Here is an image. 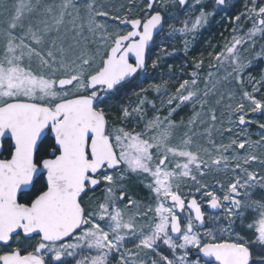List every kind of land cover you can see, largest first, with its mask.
I'll use <instances>...</instances> for the list:
<instances>
[{"label":"snow or ice","instance_id":"obj_1","mask_svg":"<svg viewBox=\"0 0 264 264\" xmlns=\"http://www.w3.org/2000/svg\"><path fill=\"white\" fill-rule=\"evenodd\" d=\"M232 7L0 0V264H264V0Z\"/></svg>","mask_w":264,"mask_h":264},{"label":"rangeland","instance_id":"obj_2","mask_svg":"<svg viewBox=\"0 0 264 264\" xmlns=\"http://www.w3.org/2000/svg\"><path fill=\"white\" fill-rule=\"evenodd\" d=\"M233 2H234V7H232V11L233 12H235V14L238 12V11H240V10H242L243 9V3H244V0H233ZM227 21H225V23H226ZM216 26V24H214V25H212L211 27H215ZM219 27L221 28V29H224V24H221V25H219ZM220 39V38H219ZM218 39V40H219ZM175 47H176V49H177V52H176V54L172 57V58H170V59H168L167 60V63L168 64H172V65H174V67L176 68V71H177V73H179V71H180V65H182V64H184L185 62H180V60L179 59H181V60H183V61H186V60H189L188 62L190 63L191 62V58L192 57H190V55H189V57L188 58H186L185 56H184V54H183V50H182V44H181V41H180V39L178 38L177 40H176V43H175ZM203 51H205V54H206V49L205 48H203L202 49ZM195 53V52H194ZM197 53V52H196ZM195 53V54H196ZM194 56V55H193ZM206 63H207V61H206ZM146 86V85H145ZM177 85H171L170 87H171V90L172 91H174L175 90V87H176ZM152 97V93H149V98H151ZM134 99V98H133ZM190 114V111L188 110V109H185V110H183V111H181L175 118L177 119V120H179L181 117H185V118H187V116ZM248 117H251V118H253V119H255V120H257V121H260V122H264V116H259V115H257V114H253V113H248ZM258 130V127H257V125L256 124H253L252 126H251V131L252 132H256ZM254 139L255 138H258V137H256V136H254L253 137ZM142 191V194H143V190H141Z\"/></svg>","mask_w":264,"mask_h":264},{"label":"trees","instance_id":"obj_3","mask_svg":"<svg viewBox=\"0 0 264 264\" xmlns=\"http://www.w3.org/2000/svg\"><path fill=\"white\" fill-rule=\"evenodd\" d=\"M224 15V13H221L219 15L216 16V20H220L221 16ZM228 15H235V12H233L231 10V12L228 13ZM216 24L215 21H213L212 25ZM224 29H221L219 26H215L214 28L211 27L210 29L208 30H205L203 32V35L199 37L198 39V42L196 43V46L194 47V49L191 51L190 53V57H195L199 54V52L203 51L202 49L204 48V44H205V41L208 40L209 38H213V43H216L218 42V39L220 38V33L223 31ZM224 35H228L227 32H224ZM196 54H195V53ZM194 55V56H193ZM188 58V57H187ZM180 62H185L181 59H179ZM191 60V59H190ZM189 61V60H187Z\"/></svg>","mask_w":264,"mask_h":264}]
</instances>
